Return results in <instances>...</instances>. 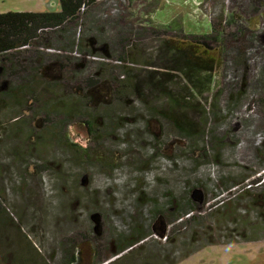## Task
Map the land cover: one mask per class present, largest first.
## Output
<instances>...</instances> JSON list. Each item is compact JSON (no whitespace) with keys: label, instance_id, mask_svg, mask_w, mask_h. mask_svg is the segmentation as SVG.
Returning <instances> with one entry per match:
<instances>
[{"label":"rangeland","instance_id":"obj_1","mask_svg":"<svg viewBox=\"0 0 264 264\" xmlns=\"http://www.w3.org/2000/svg\"><path fill=\"white\" fill-rule=\"evenodd\" d=\"M97 1L78 24H67L63 31L46 35L57 44L48 48H68L71 45L66 46L62 39L84 21L76 40L83 48L80 59L69 55L76 69L61 70L52 65L47 81L38 78L43 80L37 86L40 95L33 99L28 94L23 107L26 111L22 110L30 124L27 128L32 129L29 140L22 124L21 132L5 136L8 141L2 146L6 149H0V212L14 219L0 224V229L4 228L0 256L5 254L10 264L14 260L20 264V257L24 264H65L64 254L69 259L78 246L79 258L73 264H139L145 249L138 262L118 261L116 250L121 240L117 235H130L145 225L153 234L143 244L157 247L153 242H162L161 249L172 250L176 264H264V0ZM59 8L58 0H0V14ZM154 29L163 32L162 36L154 34ZM84 31L94 35L95 41L86 40L88 36L83 39ZM204 34L216 36L206 45L205 40L194 45V50L216 62L218 85L214 88L218 91L211 97L225 104L228 99L237 103L222 112L227 114L223 119H209L215 128L214 138L210 140L208 134L212 133L208 132L199 147L166 121L147 114L150 103L160 104L159 91L147 92L144 103L124 90L115 119L97 120L92 136L87 122L91 119L68 118V110L58 102L67 86H86L93 70L102 69L99 63L120 64L122 70L133 71L134 78L139 71L147 74L159 68L156 49L162 38L185 47L192 44L194 35L204 39ZM117 38H130L133 43L123 62L116 58L121 52L113 43ZM102 41L114 44L111 51L115 59L106 62L104 57L96 63L93 53L106 52L100 46ZM46 47L44 52L53 53ZM104 69L106 74L116 71L110 65ZM122 79L136 81L119 76L118 82L125 89ZM113 81L106 83L112 85ZM103 90L109 96V89ZM84 110L93 113L103 109L87 105ZM10 120L0 119V127ZM156 152L162 155L160 164ZM196 176L207 180L192 193L197 203L195 213L204 216L202 227L193 229L186 220L188 215L172 224L165 216L163 220L151 217L152 207L164 204L161 192L173 186L165 184L166 178L180 185ZM222 176L230 178L227 184H237L217 186ZM179 185L174 184L176 192ZM152 197L158 203L153 204ZM133 216L141 225L132 229ZM162 222L165 233L176 238L174 243H165L168 239L160 233ZM210 236L215 242L212 245H208ZM9 248L14 257L9 258ZM188 250L194 253L185 258Z\"/></svg>","mask_w":264,"mask_h":264},{"label":"trees","instance_id":"obj_2","mask_svg":"<svg viewBox=\"0 0 264 264\" xmlns=\"http://www.w3.org/2000/svg\"><path fill=\"white\" fill-rule=\"evenodd\" d=\"M97 2V0H58L60 6L59 10L9 11L0 14V119H11L8 125H6L5 121L2 122L5 126L0 127V146L8 141V138L6 139L5 136L8 137L9 132H21V129H23L21 128L22 124L26 126L25 129H27L28 132L26 133V136L27 140H29L32 129H30V127L27 128V125L30 124L23 118L22 110L24 109L23 107H25L26 96L28 94H30L33 99L39 97L40 92L38 91L37 86L44 79L47 81V70L51 68L52 65L58 66L61 70L67 68L76 69V66H74L76 63L72 61V56L69 55L73 53L76 47L77 37H80L81 28L79 27L80 25H84V21H82V24H79L78 27L76 25L75 28L70 30L65 36V39H62L64 44L66 43V46L71 45V48L59 49L54 48V46L48 48V45L57 44L49 41L50 39H48L46 35L51 32L63 31V28L67 24L69 25L73 22H77L78 24L82 14H86L89 11V8ZM153 33L162 36L163 32L161 33V31H156V29H154ZM88 34L89 32L84 31L83 39L88 36L86 40L94 42V35L90 37ZM215 37L216 36L204 34L203 37H201L204 39H200L197 35H194L192 44L185 47L178 45L176 41L172 42L171 40L164 39L160 43L159 52L157 53L160 64L158 70L147 74L139 71L134 78L131 76L133 71L130 73L126 67L122 70L120 64H99L103 65V67L106 65L113 66L116 70L121 69L120 74L118 73V77L126 74L127 77L136 79V81L134 80L133 82H127L126 79L122 80L127 85V90H125V92L132 93L141 102H146L147 92L154 94L159 91L160 94L158 98L160 104L155 105L150 103L147 109V114L153 119L166 121L180 136L191 139V143L195 144L196 147H199L208 132L212 133L208 134L210 135V140H213L214 138L213 132L215 131V128L210 126L209 119H223L227 114L222 112L231 110L237 103L236 99H231L233 104L229 102V99L225 104L222 102V99L220 100L219 98L215 99L211 97V95H214L215 97V94H217L218 91H215L214 88V86L218 85V80L214 73L216 70V62L213 57L204 56L202 53L194 50L195 44H201L205 40L206 45L207 42L214 40ZM62 40L59 41L61 44H63ZM124 40L125 39L123 38H117V41L113 42L115 47L117 46L118 50H121V54H123L125 50H128V47L124 46L126 45ZM45 45L47 46L46 49L48 48L47 51L50 50L53 51V53L44 52L43 49L45 48ZM104 45L107 46V44ZM121 54L117 57L119 62H122L127 58ZM97 55L100 58H104L103 53H97ZM245 56L246 55H243V57ZM79 57L80 56H78V58ZM100 60L101 59H99V61ZM161 68L165 69L160 70ZM38 78H42L43 80L40 81ZM110 78L113 79L112 76ZM48 80L50 83H56L55 80ZM88 83L91 84L90 77L87 79V84ZM127 103H129V101H127ZM146 117H148V115H146ZM20 119H22V121H19ZM196 119L199 120L197 121ZM20 122L22 123L19 127ZM87 122H89V125L94 123L91 120ZM146 125L149 126V123ZM92 131L91 133H94V130ZM72 146L78 145L73 143ZM149 147H151V144H149ZM201 148H203V146ZM0 149L4 150L6 147L2 146ZM12 152H14V150H12ZM155 154L159 155L157 161L160 164L159 160H161L162 155L159 152H156ZM41 167L46 168L43 165ZM229 179V177L222 176L216 185L220 186L221 184H224V186L230 187L233 183L237 184L235 181L227 184L226 182H228ZM164 182L166 185L173 184V186H169V189L167 186V188L161 192L165 197L163 205L155 204V202L158 203V200L157 198L152 197V203L155 205L151 209L150 215L153 214L151 217L153 219L158 218L159 220H163V217L165 216L168 218L170 224H172L180 222V220L188 215V219L186 220L189 223H192L193 229L198 225L202 227L204 223L200 219L204 216L195 213V211H197V203L192 193L193 190L196 189V186L203 185L207 180L196 176L190 180H183L180 185L178 181H174V183L172 181L171 183L168 178H166ZM174 184L177 187L179 185V190H177V192L174 189ZM47 192L51 194L48 190ZM253 199L255 200V197ZM173 208L176 209L172 210ZM217 211L220 212L221 207H218ZM214 214L215 213L212 212L211 217H214ZM142 215L143 214L141 213V216ZM7 218H11L12 221L14 220L11 215L4 211L0 212V224L7 221ZM131 219L133 220L131 221L132 229L141 225V223L138 224L136 222L137 217L133 216ZM217 219H219L218 216ZM182 224L184 223L182 222ZM0 227L2 226L0 225ZM147 228L148 226L144 225L143 228L136 227L134 229L135 231L130 235H117L119 240H121L117 243L118 249L116 250V253L119 255L117 256V258H119L118 261L120 262L124 260L125 263L138 262L137 258H139V255L144 252L145 249L146 252H144L143 259L139 258V264H176L178 260L171 257L170 253L172 250L161 249L162 242L156 241L155 243L154 241L153 244L157 245V247H148L143 244L147 241L148 237L153 234L152 231H148ZM178 228L177 225L176 229ZM161 229L160 233L168 239L165 243H174L176 238L169 237V234L165 233L163 222ZM3 232L4 228H1L0 244L2 243ZM207 240L209 242L208 245L215 243L213 242V236H210ZM137 243L141 246L135 247V245H138ZM183 243L184 245L188 244L186 239ZM134 248L136 249L134 250ZM6 251L9 258L14 257V252L10 250V248L6 249ZM78 252L79 248L76 246V250L72 252L71 256H69L70 260L67 259L68 256L64 254L65 264L66 262L67 264H69V262L73 264L77 261L79 258ZM190 252L192 251L188 250L183 256L187 258L190 256ZM193 253L194 251L191 254ZM10 260L11 259H8L5 254L1 253L0 264H4V261H9L7 264H10ZM19 261H21L20 264L25 263L22 257L19 258ZM13 262L14 264H18L16 260ZM114 263L116 264L117 261L113 262V264Z\"/></svg>","mask_w":264,"mask_h":264},{"label":"flooded vegetation","instance_id":"obj_3","mask_svg":"<svg viewBox=\"0 0 264 264\" xmlns=\"http://www.w3.org/2000/svg\"><path fill=\"white\" fill-rule=\"evenodd\" d=\"M124 43L127 47H131L133 48V43L130 42V38H123ZM165 38L161 39V42L164 40ZM165 40H171L172 42H174L173 39H165ZM104 44H107L104 45ZM101 48L104 49L106 52L104 53V57H106V62H110V60L115 59V57H113V51H111V46L112 43H108V42H104L102 41L101 43ZM99 46V47H100ZM98 47V46H97ZM159 47H157V51L159 50ZM75 51V49H74ZM73 51V53H71L72 55H76V56H80L82 54V48L79 46L78 47V52L79 54H75V52ZM159 52V51H158ZM97 55V53H95ZM121 54V53H120ZM118 54L117 57L120 55ZM124 55V57H127L128 55V50L121 54ZM98 56V55H97ZM116 57V58H117ZM99 58V57H98ZM125 61V60H124ZM94 62L98 63V59L94 60ZM123 62V61H122ZM102 69H100L98 71L97 68H95V70H93L91 76H90V83L91 84H87L86 86L84 85H75L72 86V88L70 86H67L64 90H65V96L61 97L60 99H58V94H56L58 102L61 103V105L63 104L65 106V110H68L67 112V117L71 118V119H79L80 117H82V119H91L92 122H97V120H102V119H115L117 111V108L121 105L118 104L119 102L122 103V99L124 98V90L125 89V85H121L118 82V74H117V70L112 72H107L106 74V69H104L103 65H100ZM109 67V66H108ZM156 70H158V68H156ZM113 77V79L115 81H113L112 85H109L106 83V81L111 82L113 79L110 77ZM122 76L126 77V74H123ZM102 77H106V81H103L104 79H101ZM107 87V89H109V96L106 95L105 91L103 90V88ZM100 92H104V94H101ZM80 96V100L79 99ZM75 98V100L73 99ZM114 99H117L115 101H113ZM129 101V94H126V102ZM110 104V106H108ZM62 105V107H63ZM87 105H97V107H99L100 109L102 108L103 110L101 112H93V113H89L88 111L84 110V107ZM114 111L111 114V110ZM24 111H26V109L24 108ZM66 114L61 115L60 119L64 118ZM67 119V118H66ZM94 123H92L90 126L91 131L93 130V125H95ZM104 125H106V122L103 121ZM93 132V131H92ZM91 136L94 135L93 133H91ZM40 136V134H39ZM76 178H74L75 182ZM125 252V251H124Z\"/></svg>","mask_w":264,"mask_h":264},{"label":"clouds","instance_id":"obj_4","mask_svg":"<svg viewBox=\"0 0 264 264\" xmlns=\"http://www.w3.org/2000/svg\"><path fill=\"white\" fill-rule=\"evenodd\" d=\"M78 47H79V45H78V43L76 44V47H75V50L76 49H78ZM90 56V55H89ZM93 57V59H100V57L99 56H97L96 54H95V56H92ZM99 57V58H98ZM138 244V243H137ZM139 245V244H138Z\"/></svg>","mask_w":264,"mask_h":264},{"label":"built area","instance_id":"obj_5","mask_svg":"<svg viewBox=\"0 0 264 264\" xmlns=\"http://www.w3.org/2000/svg\"><path fill=\"white\" fill-rule=\"evenodd\" d=\"M83 9H84V8H83ZM74 52H75V54H77V55L79 54L78 49H76ZM79 55H80V54H79Z\"/></svg>","mask_w":264,"mask_h":264}]
</instances>
